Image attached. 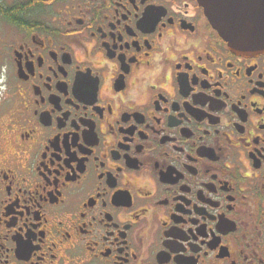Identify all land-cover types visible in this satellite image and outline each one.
<instances>
[{
  "label": "flooded vegetation",
  "instance_id": "obj_1",
  "mask_svg": "<svg viewBox=\"0 0 264 264\" xmlns=\"http://www.w3.org/2000/svg\"><path fill=\"white\" fill-rule=\"evenodd\" d=\"M0 264H264V51L198 0H0Z\"/></svg>",
  "mask_w": 264,
  "mask_h": 264
},
{
  "label": "water",
  "instance_id": "obj_2",
  "mask_svg": "<svg viewBox=\"0 0 264 264\" xmlns=\"http://www.w3.org/2000/svg\"><path fill=\"white\" fill-rule=\"evenodd\" d=\"M208 22L235 52L264 51V0H198Z\"/></svg>",
  "mask_w": 264,
  "mask_h": 264
},
{
  "label": "rangeland",
  "instance_id": "obj_3",
  "mask_svg": "<svg viewBox=\"0 0 264 264\" xmlns=\"http://www.w3.org/2000/svg\"><path fill=\"white\" fill-rule=\"evenodd\" d=\"M7 38V31L4 30L1 26H0V60L3 59V52H6L7 50V45L5 43V40ZM4 68L0 67V109L2 110L4 108L5 105H3L4 103V95H5V90H4Z\"/></svg>",
  "mask_w": 264,
  "mask_h": 264
}]
</instances>
